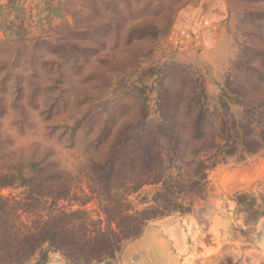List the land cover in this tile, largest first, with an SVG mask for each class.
Segmentation results:
<instances>
[{
    "label": "rangeland",
    "instance_id": "obj_1",
    "mask_svg": "<svg viewBox=\"0 0 264 264\" xmlns=\"http://www.w3.org/2000/svg\"><path fill=\"white\" fill-rule=\"evenodd\" d=\"M191 1L41 0L32 8L30 0L19 7L22 18H14L0 37V196L17 228L33 231L60 211L84 210L103 220L90 192L91 162L105 160L123 132L160 123L164 89L205 90L211 115L200 126L207 133L208 121L229 118L220 108V88L230 90L228 113L236 119L241 104L264 98V0H225L224 23L188 39L173 28ZM242 87L251 95L237 92ZM180 119L170 114L176 134L197 125L179 128ZM219 157L190 211L148 225L190 220L186 230L197 247V264H264V214L246 211L249 201L236 202L246 194L258 204L264 148ZM68 187L70 196L63 194ZM155 190L144 186L127 200L139 210L151 204ZM108 262L127 264L118 256ZM0 264L81 263L44 243L27 259Z\"/></svg>",
    "mask_w": 264,
    "mask_h": 264
},
{
    "label": "trees",
    "instance_id": "obj_2",
    "mask_svg": "<svg viewBox=\"0 0 264 264\" xmlns=\"http://www.w3.org/2000/svg\"><path fill=\"white\" fill-rule=\"evenodd\" d=\"M253 71L262 78L261 72L255 68ZM229 91L220 88L219 97L220 108L229 118L221 116L208 121L206 127L211 131L207 133L200 126V119L211 115L205 90L182 85L173 94L164 89L167 99L161 108L166 115L161 122H145L133 132H123L105 160L91 162L90 192L98 202L103 220L91 219L84 210L60 211L38 223L33 231H22L16 227L14 215L6 214L7 199L0 196V219L4 221L0 223V262L27 259L45 243L75 263L109 264L125 243L141 236L150 221L190 211L192 197L203 190L208 171L221 162L220 155L255 154L264 148V98L256 105L241 104L242 114L236 119L228 113ZM237 92L251 95V89L246 87ZM172 112L182 117L179 128L191 122L198 126H189L187 133L176 134L170 120ZM144 186H156L151 204L133 209L127 197ZM70 191L68 187L63 194L70 196ZM245 201H249L246 211L264 214V189L258 204L255 197L236 196L237 204Z\"/></svg>",
    "mask_w": 264,
    "mask_h": 264
},
{
    "label": "crops",
    "instance_id": "obj_3",
    "mask_svg": "<svg viewBox=\"0 0 264 264\" xmlns=\"http://www.w3.org/2000/svg\"><path fill=\"white\" fill-rule=\"evenodd\" d=\"M29 1L0 0V37L5 34L6 27L12 29L14 18H22L23 13L19 7L28 6ZM40 1L33 0L32 8ZM46 8L49 9L48 5H45V13L48 14ZM227 16L225 0H193L177 13L174 22L177 27L174 26L173 30L176 34L186 35L188 39L197 38L218 28ZM187 225L192 226L187 218L174 220L173 223L162 227H150L147 224L141 236L127 244L118 257L127 264H197L196 258L199 255L193 254L197 247L191 243Z\"/></svg>",
    "mask_w": 264,
    "mask_h": 264
}]
</instances>
